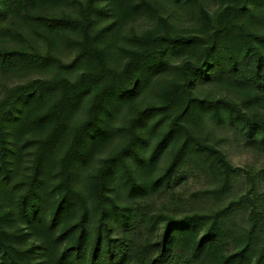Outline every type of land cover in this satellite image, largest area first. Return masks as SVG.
I'll list each match as a JSON object with an SVG mask.
<instances>
[{
    "label": "trees",
    "instance_id": "obj_1",
    "mask_svg": "<svg viewBox=\"0 0 264 264\" xmlns=\"http://www.w3.org/2000/svg\"><path fill=\"white\" fill-rule=\"evenodd\" d=\"M67 1L0 0V23L24 8L21 19L35 24L38 29L58 36L61 28L73 23L74 30L83 36L74 60L68 65V68L83 66L77 77L37 78L28 84L18 85L1 99L0 200L17 192L20 214L26 218H29V212L36 215L38 205L34 197L42 198L43 190L52 179L51 173L55 171L53 192L57 199L51 203L50 230L45 231L46 237L41 232L43 223H33L35 232L41 237V254H48L50 232L53 231L57 240L64 242L56 264H119L127 253L134 252L128 239H115L113 242L108 235V252L100 257L101 234L90 248L83 232L78 234L70 225L77 211L76 195L83 190L80 174L93 162L95 154L110 142L114 134L112 121L123 107L128 109L126 119L129 118V125L119 127L117 131L127 137L125 145L95 165L88 182L91 199H96L100 205L108 200L118 211L120 208L111 198L114 183L120 180L131 199L147 194L150 188L146 176L152 174L163 154L171 149L174 152L171 153V164L167 166L168 172L157 178L151 185L153 189L162 184L169 186L172 174L186 161L191 151L208 152L214 156L217 169L224 174L232 171L223 151L203 143L195 135L192 123L202 113L208 114L217 125L234 126L237 121L246 130L249 142L264 148V121L251 120L234 102L202 99L194 88L196 78L204 75L209 65L224 66L228 59L229 66L225 69L231 73L233 87L264 93V31L258 27L260 20L264 22V0H223L226 2L223 22L210 29V47L202 60L206 67L191 60V52L198 46L196 38L180 36L169 18L163 15L151 29L133 35L126 61L118 68L109 65L113 54L108 40L111 33L107 32L140 14L141 4L136 0H88L83 4L78 0L76 17L79 18L73 22H69L70 17L54 21L33 15L37 10L66 5ZM222 49L230 52L224 60L223 57L217 58L216 54ZM178 53L184 58L181 74L178 71L168 77L157 91L155 102L138 110L139 93L148 86L155 72ZM24 57L26 61H34L29 53ZM34 57L42 62L45 60L36 53ZM16 58L15 53L0 51V65L15 63ZM50 94L57 98L47 109L41 110ZM85 105H89L88 110ZM80 108L87 115L74 127L73 118ZM31 147L30 152L28 149ZM23 154L31 155V162L26 167L20 162ZM16 177L20 179L14 181ZM12 183L17 184L15 189H11ZM247 198L253 206L248 215L250 230L247 239L250 243L259 229L260 217L264 218V211L255 209L257 201L264 203V194L254 199L247 194ZM15 215V210L7 211L0 207V264H22L26 259L19 246V235L12 231ZM101 217L100 225L107 229L105 217ZM85 219L86 214H81L79 222L82 226ZM194 232L193 227L171 231L168 222L161 250L149 264H194L192 260L171 252L175 240L191 237ZM206 239H201L197 252L214 246L209 240L205 242ZM263 259L264 245L257 264ZM237 264L245 263L238 259Z\"/></svg>",
    "mask_w": 264,
    "mask_h": 264
},
{
    "label": "rangeland",
    "instance_id": "obj_2",
    "mask_svg": "<svg viewBox=\"0 0 264 264\" xmlns=\"http://www.w3.org/2000/svg\"><path fill=\"white\" fill-rule=\"evenodd\" d=\"M136 1L141 4L140 14L125 20L111 32L106 30L107 34L111 33L108 40L113 54L109 65L121 67L132 46L133 35H140L151 29L157 20L165 15L180 36L196 38L198 46L191 52V60L206 67L202 60L210 47V29L223 22L225 1ZM67 2L66 5L37 10L33 15L35 18L41 15L54 21H63L66 17L71 18L69 22L78 21V0ZM79 2L84 4L88 0ZM23 13L24 8H20L15 12L16 15L11 14L0 23V51L15 53L18 57L15 63L0 65V101L18 85L28 84L37 78H75L83 69L81 64L68 68L75 58L78 44L83 41L79 31L74 30L73 23L61 28L58 36H54L50 31L38 29L35 24L22 20ZM258 27L264 31L262 20L259 21ZM27 53L33 56L34 61H26L24 55ZM35 53L45 60H35ZM216 54L217 58L223 57L224 60V57H229L230 52L222 49ZM225 61L224 66L209 65L208 71L196 78L194 88L197 95L211 102L220 99L234 102L243 108L251 120L264 121V93L250 88L233 87L231 73L225 69L229 66V61ZM183 63V54L178 53L171 56L165 65L155 72L151 82L137 97L138 110L146 109L149 104L155 102L161 85L178 71L181 74ZM55 98V94L46 96L41 110L47 109ZM88 106L85 105L87 110ZM80 109L74 115V127L86 118V112L83 108ZM127 111L128 109L123 107L116 114L112 121L114 134L110 142L95 154L93 162L80 174L83 190L76 195L77 211L70 224L75 231L78 234L83 232L90 248L96 244L98 234H101L100 257H104L108 252V235L113 242L115 239L126 238L132 243L134 252L127 253L119 264H149L161 250L163 235L169 222L171 231H185L189 227L195 229L191 237L184 236L175 240L171 248L172 255H182L194 264H237L238 259H243L245 264H257L260 249L264 245V218L260 217L262 220L259 229L249 243L248 215L253 206L247 194L253 199L264 194V148L250 143L246 130L237 121L234 126L217 125L208 114L202 113L199 119L192 123L195 135L203 143L223 151L232 165L230 173L224 174L217 169L213 161L214 156L210 153L191 151L186 161L172 174L170 185L162 184L153 189L151 185L157 178L164 177L168 172L167 166L171 164V153L174 152L171 149L167 154H163L152 174L146 176V183L150 188L147 194L131 199L120 180L114 183L111 198L120 211L108 200L100 205L99 201L90 198L88 182L94 166H98L102 159L125 145L127 137L118 132L117 128L129 125V118L126 119ZM32 149L31 147L28 150L31 152ZM20 162L26 167L31 162V155L23 154ZM50 177L52 179H49L47 187L43 190L42 198L38 200L34 197L38 205L36 215L29 212L30 216L26 218L20 214L17 208V192L0 200L3 210H15L16 221L12 231L19 235V246L26 257L22 264H56L64 246V242L57 240L58 237L52 231L48 244L50 250L43 256L41 237L33 227V223L41 221L44 227L41 232L45 237V231L50 230L51 203L57 199L53 192L56 172L52 171ZM17 179L20 177H16L14 181H18ZM15 187L17 184L12 183L11 189ZM255 209L264 211V203L257 201ZM81 214H86L83 226L79 222ZM101 216L105 217L104 224L107 229L101 226L103 224L100 225ZM203 238H207L204 241L208 243L209 240L214 246L197 252L199 242ZM66 240H69V237ZM260 264H264V259Z\"/></svg>",
    "mask_w": 264,
    "mask_h": 264
}]
</instances>
